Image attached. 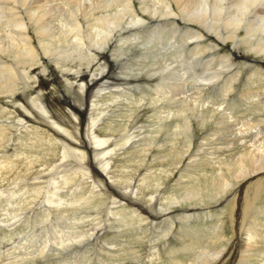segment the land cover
Listing matches in <instances>:
<instances>
[{
    "label": "rangeland",
    "instance_id": "rangeland-1",
    "mask_svg": "<svg viewBox=\"0 0 264 264\" xmlns=\"http://www.w3.org/2000/svg\"><path fill=\"white\" fill-rule=\"evenodd\" d=\"M142 1L145 7L163 6L162 11L166 6V0ZM189 1L184 0L192 8L204 2ZM136 3L140 5V1ZM143 16L147 28H138L141 31L128 36L124 49L129 53L123 57V67L92 69L91 75L107 77L96 79L86 92L83 83L78 85L70 80L72 83L68 84V78L61 74V71L66 74L65 68L57 70L60 77L56 78L53 64L41 55L37 41L30 34V44L39 51L45 71L37 66L28 67L33 76L41 75L44 82L33 86L21 70L23 79L17 67L8 64L16 69L18 79L23 80L25 88L21 92L27 89V94L23 99L0 96V264H176L175 260L190 264L206 251L209 240L205 235L210 233L207 230L212 226V215L196 210L195 192L189 194L188 190L207 189L206 201L213 206H210L211 214L227 210L220 205L228 197L219 205L212 204V177L207 174L204 183L199 184L201 173L194 166V154L202 133L198 128L189 137L183 136L185 140L181 137L179 99L182 95L177 97L174 91L165 97L156 95L163 84L171 81L181 84L183 66L192 69L188 71V90L196 85L200 69L195 36L188 34L186 50L179 51L174 40H169V36H174L170 27L158 28L149 24L157 18ZM131 22L128 18V23ZM5 24H1L2 28L12 30ZM14 46L27 51L19 42ZM126 80L131 84H126ZM80 86L83 91L78 89ZM166 97L174 99L170 104H164L165 99L158 101ZM193 123L197 127L195 120ZM187 138L192 145L189 150L184 148L188 142L183 145ZM206 170L210 172L209 167ZM260 207H264V197ZM153 208L163 214L171 210L172 213L158 217ZM186 210H191V221L181 219ZM253 212L248 214L246 225ZM139 214L148 219L145 224L137 220ZM230 220L226 237L234 235ZM172 224L174 234L168 240L162 238ZM95 227L99 235L91 239L88 236ZM144 228L147 235H142ZM81 231L89 232V239L79 238L80 244L75 237ZM158 244L164 246L155 259L151 253ZM260 247L251 251L245 246H232V264H264Z\"/></svg>",
    "mask_w": 264,
    "mask_h": 264
},
{
    "label": "bare ground",
    "instance_id": "bare-ground-1",
    "mask_svg": "<svg viewBox=\"0 0 264 264\" xmlns=\"http://www.w3.org/2000/svg\"><path fill=\"white\" fill-rule=\"evenodd\" d=\"M137 1H140V5H138L140 8L136 5ZM203 1L200 7L195 5L196 7L192 8V6H186L184 0H166V6L162 11L160 9L163 6L160 9L151 6L145 7L142 0H0V56L5 60L0 58V96L24 98L27 89L21 92L25 87L21 83L23 80L18 79V75L22 79L24 78L20 70L32 82L33 86H36L39 81L44 82L41 75H39L40 78L33 76L29 70L30 67L37 66L45 71L40 62L41 57L39 59V51L31 46L32 43L30 44L29 34L37 41L36 45L40 49L41 55L47 58L50 64H53L56 78L60 77L57 70L65 68L67 75L62 71L61 74L64 75V78H68V84L71 85L70 80L78 85L83 83L85 92L87 88L89 89L90 84L95 85L96 79L99 78L98 81H101L107 77L106 75L103 79L104 76L98 75V73L91 75L92 69H104L108 66L119 68L124 64L123 57L129 53V50L124 49L128 36L131 33H137L138 28H147L144 14L157 18L154 19L156 21H149V24L156 25L158 28L170 27L174 36H169V40H174L179 51L186 50L187 35L193 34L195 36L194 44H196L194 46L198 50L200 69V71L196 70L199 74V76L196 74V77L198 76L196 85L188 90V71H192V69L183 66L181 84L177 85L173 81L163 84L159 87L156 95L165 97L166 93L170 94L172 91L175 92L174 95L178 94L177 97L182 95L179 99L181 137L183 138L185 135L189 137V134L198 128L199 133H202L196 142V153L194 154L196 155L194 156L196 158L194 166L197 167V172L201 173L198 177L199 184L204 183L203 180L206 179L207 174L209 178L212 177L214 184L212 186L214 197L210 199V201L213 200L212 204L219 205L225 201L224 198L228 197L227 202L220 205L226 206L225 208L228 209L221 213L211 214L209 211L211 205L208 204L205 196L208 193L207 189L193 192L188 190L189 194L195 192L194 196L198 203L197 207L195 206L196 210L212 215L213 219L211 228L207 230L210 233L205 235L206 240H209L206 251L196 259V262L190 264H228L230 257L229 264H232L234 259L233 252L230 251L232 246H245L253 251L256 246L261 245L262 248L258 249L260 252H264V207L258 208L264 197V0ZM195 4H197L196 1ZM138 11L142 15L137 14ZM139 15L143 18H140ZM128 18L132 21L131 24L128 23ZM53 22L56 25H53ZM3 23H6L12 30L7 31L2 28L1 24ZM15 28L18 31H14ZM17 42L23 44L27 51L22 52L17 46H14ZM113 44L116 47H113ZM175 44L172 46L174 47ZM108 50L111 51V54H108ZM139 57L141 56L139 55ZM45 62L47 63V61ZM125 62H128V59ZM10 63L17 67L18 75L15 73L16 69L8 65ZM28 65L31 66L28 67ZM151 73L153 74V72ZM57 79L54 82H58ZM126 84L131 83L126 80ZM79 88L83 91L81 86ZM188 91L194 92L192 94L194 96L187 95ZM19 92L22 95L18 96ZM174 97H166L158 101L165 99L164 104H170ZM38 105L41 106L40 103ZM2 111L4 110L2 109ZM176 117L178 118V116ZM162 118L165 120L164 117ZM192 119L195 120L197 127ZM51 121L53 120L51 119ZM60 122L58 123L60 124ZM64 125L66 124L64 123ZM183 140L185 139L183 138ZM187 140L183 145L188 142L184 148L189 150L192 145L190 138ZM88 152L91 153L90 149ZM206 167L210 168V172L206 170ZM102 173L104 174V172ZM187 173L190 172L187 171ZM203 205L205 206L203 207ZM153 209L156 211L155 208ZM190 211L186 210L181 219L191 218ZM252 211H254L252 217L249 218L246 225L247 216ZM168 212L163 214L156 211L154 213L158 217H165L169 216L172 210ZM136 217L140 223L145 224L148 221L140 214ZM228 219H231L234 235L226 237ZM98 228L93 233L90 232L92 233L90 235L89 232L81 231L75 238L77 240L79 238L92 239L99 235ZM172 233L174 234L173 224L166 228L162 238L168 240ZM143 234L147 235L146 229L143 230ZM142 239L145 238L142 237ZM79 243L81 244L80 241ZM163 246L164 244H160L153 247L154 251L151 256L158 259L159 250ZM242 252L244 254L245 250ZM77 253L79 252L77 251ZM175 261L176 264L183 263Z\"/></svg>",
    "mask_w": 264,
    "mask_h": 264
}]
</instances>
